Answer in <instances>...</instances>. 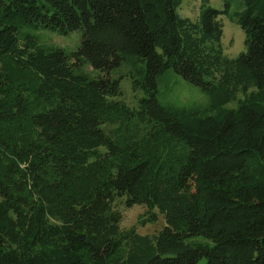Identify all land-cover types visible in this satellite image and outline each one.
<instances>
[{"label": "trees", "instance_id": "obj_1", "mask_svg": "<svg viewBox=\"0 0 264 264\" xmlns=\"http://www.w3.org/2000/svg\"><path fill=\"white\" fill-rule=\"evenodd\" d=\"M241 3L228 58V0L195 19L181 0H0V264H264V0ZM38 26L80 30L73 57L101 73ZM123 62L135 108L109 76ZM170 69L208 104L159 103ZM119 205L164 225L122 230Z\"/></svg>", "mask_w": 264, "mask_h": 264}, {"label": "rangeland", "instance_id": "obj_2", "mask_svg": "<svg viewBox=\"0 0 264 264\" xmlns=\"http://www.w3.org/2000/svg\"><path fill=\"white\" fill-rule=\"evenodd\" d=\"M208 4L217 10L224 11L227 0H207ZM228 12L220 16L223 25V36L221 38V46L223 52L228 58H236L240 53L245 51L244 33L234 21V13L243 8L241 0H228ZM202 0H181V5L176 12L181 17L195 19L198 15ZM25 32L35 36L38 44L45 48H59L67 55L68 63L75 65L76 73L87 74L91 77L99 75V70L93 69L88 63L78 61L73 57L74 52L78 48L81 40V31L74 30L68 34H60L55 30L38 26V28L27 29ZM78 67V68H77ZM79 69V71H78ZM136 71V69H135ZM134 69L126 62L112 69L109 76L113 80L119 81L121 91V100L130 108L137 107L139 98L144 94L141 91L134 92L132 90V74ZM157 99L161 104L173 106H184L192 103L207 105V96L196 86L184 80L173 70H167L162 75L157 76ZM228 106H233L229 104ZM121 212V222L119 224L122 230L135 227L139 234H150L161 229L164 225L163 218L160 214L157 216L155 223H142L145 218L146 208L134 205L132 207H124L119 205ZM199 264H205L202 259Z\"/></svg>", "mask_w": 264, "mask_h": 264}]
</instances>
